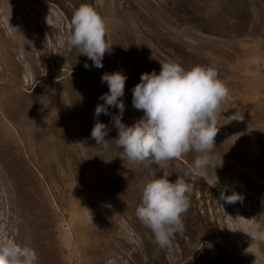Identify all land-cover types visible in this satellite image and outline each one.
I'll return each instance as SVG.
<instances>
[{"label": "rangeland", "instance_id": "1", "mask_svg": "<svg viewBox=\"0 0 264 264\" xmlns=\"http://www.w3.org/2000/svg\"><path fill=\"white\" fill-rule=\"evenodd\" d=\"M82 3L106 21L113 46L102 68L65 43ZM170 59L215 66L230 95L215 137L219 182L210 186L211 168L184 177L191 186L184 229L160 247L136 216L142 189L164 172L183 176L197 154L133 163L117 146L111 116L98 117L110 129L106 148L91 130L108 92L102 74L127 77L120 99L130 126L143 115L132 106L133 86ZM225 189L242 199L226 202ZM5 234L33 247L36 264H264V0H0Z\"/></svg>", "mask_w": 264, "mask_h": 264}, {"label": "clouds", "instance_id": "2", "mask_svg": "<svg viewBox=\"0 0 264 264\" xmlns=\"http://www.w3.org/2000/svg\"><path fill=\"white\" fill-rule=\"evenodd\" d=\"M70 24L71 32L65 43L90 59L92 66L102 68L103 57L111 53L113 46L106 39L105 19L90 4L82 3L73 13ZM84 67L87 69L89 65L85 63ZM126 80L119 71L101 76V82L108 85V92L98 98L103 103H98L94 111L91 137L96 145L108 146L109 140L105 137L110 129L98 119L104 114L111 116L118 132L117 146L130 162L159 165L180 159L189 152L197 154L193 166L183 176L170 180L169 174L164 172L142 189L136 216L150 228L158 246L166 247L175 233L183 231V216L190 206L191 186L184 177L205 176L211 168L214 183L210 186L215 187L219 182L213 153L221 106L230 90L215 66L185 68L170 59L160 63L158 73L155 70L141 73L140 81L133 86L132 106L143 115L129 126L122 122L125 105L120 99ZM109 108H116L117 114L110 113ZM225 191H221L220 198L228 203L242 199L239 193L225 195ZM37 260L33 247L6 234L0 235V264H36Z\"/></svg>", "mask_w": 264, "mask_h": 264}, {"label": "bare ground", "instance_id": "3", "mask_svg": "<svg viewBox=\"0 0 264 264\" xmlns=\"http://www.w3.org/2000/svg\"><path fill=\"white\" fill-rule=\"evenodd\" d=\"M130 243V242H129ZM131 244V243H130ZM122 245L123 246H128L127 242L125 240H122ZM113 262H118V258H114ZM106 263V262H105ZM109 263V262H108ZM107 263V264H108ZM138 264H150L147 261H145L144 259H139Z\"/></svg>", "mask_w": 264, "mask_h": 264}]
</instances>
